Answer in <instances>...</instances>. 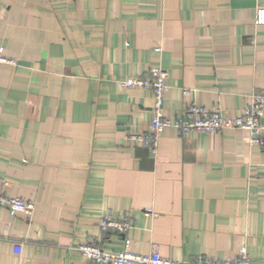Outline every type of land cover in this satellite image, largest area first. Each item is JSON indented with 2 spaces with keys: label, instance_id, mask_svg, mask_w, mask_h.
Listing matches in <instances>:
<instances>
[{
  "label": "crops",
  "instance_id": "0c3cea01",
  "mask_svg": "<svg viewBox=\"0 0 264 264\" xmlns=\"http://www.w3.org/2000/svg\"><path fill=\"white\" fill-rule=\"evenodd\" d=\"M264 0H0V180L34 201L0 206V264H96L76 246L264 264V146L246 130L146 133L152 94L119 80L166 71L185 101L237 115L264 94ZM187 88L189 94L183 96ZM264 135V132H263ZM109 212L123 234L103 231Z\"/></svg>",
  "mask_w": 264,
  "mask_h": 264
},
{
  "label": "built area",
  "instance_id": "2783aa9c",
  "mask_svg": "<svg viewBox=\"0 0 264 264\" xmlns=\"http://www.w3.org/2000/svg\"><path fill=\"white\" fill-rule=\"evenodd\" d=\"M255 24H264V9L256 11ZM0 48V63L11 62L5 58ZM166 71L157 66L150 68L144 76H128L118 81L122 89L141 88L152 94V114L146 133L133 135L142 146L148 148L152 155H156L157 143L160 132L166 127H173L180 135L190 132H217L225 129L246 130L251 143L264 146V94L253 92L250 100L241 113L228 114L218 106L207 108L196 104L194 101H185L182 110L176 116L166 115L163 104L167 91ZM183 96L189 94V90H182ZM264 180V174L262 175ZM6 180H0V206L6 208L13 215L17 212L31 216L35 208L32 200L12 196L5 193L1 186L7 185ZM100 228L105 232L123 234L131 227L132 220L128 215L113 217L109 212L99 220ZM80 255L92 260L96 264H252L245 246H242L237 254L229 255L225 259L215 258L207 254H201L193 259L172 260L161 256L159 252L152 250L148 254H138L127 247L119 252L105 251L98 244L87 241L76 246Z\"/></svg>",
  "mask_w": 264,
  "mask_h": 264
}]
</instances>
